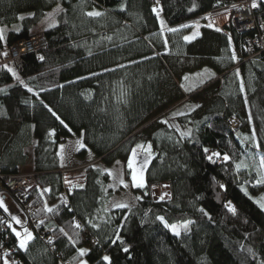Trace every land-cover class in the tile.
I'll return each instance as SVG.
<instances>
[{
	"label": "trees",
	"instance_id": "1",
	"mask_svg": "<svg viewBox=\"0 0 264 264\" xmlns=\"http://www.w3.org/2000/svg\"><path fill=\"white\" fill-rule=\"evenodd\" d=\"M154 1L0 0V123H10L0 132V174H21L32 148L36 186L25 199L40 231L10 264H108L104 256L111 264H264V209L253 198L264 192L257 184L264 173V53L243 62L248 35L233 33L232 43L209 26L196 41L184 39L199 16L238 0H160L162 19ZM258 4L264 16V0ZM94 11L103 15H87ZM37 34L46 36V49L22 57L21 71L5 64L17 79L2 54ZM203 69V82L184 80ZM183 86L191 90L182 93ZM232 116L242 122L239 134L231 133ZM78 135V156L95 163L85 168L84 185L67 189L60 140ZM137 145L153 153L146 184L130 188L135 205L115 208L110 169L120 162L129 183ZM213 153L220 156L209 160ZM162 185L166 194L157 200ZM158 217L192 223L177 236ZM45 230L51 244L39 236ZM4 239L0 218V254Z\"/></svg>",
	"mask_w": 264,
	"mask_h": 264
},
{
	"label": "built area",
	"instance_id": "2",
	"mask_svg": "<svg viewBox=\"0 0 264 264\" xmlns=\"http://www.w3.org/2000/svg\"><path fill=\"white\" fill-rule=\"evenodd\" d=\"M256 3V7H253V3ZM258 0H238L234 4H228L225 7H219L217 9L206 12L205 14L199 16L200 20L204 24H212L214 29H219L224 35L230 37L232 42H234L233 33L248 35L245 37L241 43L243 62L251 61V59H257L264 53V16L258 14ZM157 9L159 16L156 12L154 14L161 18L164 13L162 4L160 0H155L152 4V9ZM48 40L45 35H36L35 37L27 38L26 40H21L11 46L10 49H6L2 54V63H15L17 68L23 70V58L27 54H38L42 50L47 48ZM7 53V55H4ZM38 60L41 56L38 55ZM222 76L217 80L220 81ZM231 133L239 134L242 128V122L236 117L232 116L228 120ZM65 164L60 171L63 175V180L65 188L68 184L66 183L67 170L64 168ZM82 168V167H80ZM83 169V168H82ZM31 174H12L4 175L0 174V199H2L3 204L7 206L9 203H13L14 207L18 211L20 224H17L13 217L15 215L11 214L7 208L5 211L4 207H0V218L4 223L5 230V244L3 252L0 254V262L2 264L7 263L9 259H15L18 261V252L21 251L19 247V239L17 238L15 232L19 231L23 233L24 229L27 228L33 236L40 231L36 228V222L34 220V211L29 203L26 202L25 194L36 186V175L32 172ZM64 197L66 192L63 193ZM51 230H45L42 234H39L41 239H44L48 244L53 242V238L50 236ZM34 240V239H33ZM32 241V240H31ZM30 241V242H31ZM29 242V243H30ZM28 243V244H29Z\"/></svg>",
	"mask_w": 264,
	"mask_h": 264
},
{
	"label": "rangeland",
	"instance_id": "3",
	"mask_svg": "<svg viewBox=\"0 0 264 264\" xmlns=\"http://www.w3.org/2000/svg\"><path fill=\"white\" fill-rule=\"evenodd\" d=\"M190 28H191V32L188 36H193L194 33H196L197 35L195 36L194 39L192 40H187L188 42H194L197 40L198 37L201 36L203 30L205 28H207V25H205L200 19L196 20V22H192L189 24ZM37 35H41V34H37ZM187 36V37H188ZM233 54L235 57L238 56V53L236 52L235 48H233ZM11 69H13L11 67ZM13 71L16 73L15 77L18 76L17 71H15L13 69ZM208 75V72L206 69L200 70V72H198V74H195L194 76L190 77L189 79L192 81V84L195 83H199V82H203V80L206 78V76ZM176 84L180 85V81L179 79H175ZM189 86V85H188ZM188 86H183V89L181 90L182 93H184V91H186V87ZM10 123H0V132L7 130L9 127ZM3 136L2 133H0V138ZM59 146V157H60V161L62 163V167H63V163L65 164L64 168H66L67 170H69L66 176V183L68 184H75V185H82V181L85 180V176H86V172L85 169L83 168V166L85 165H89L91 164L93 161L91 156H87L85 159H81L78 156V153L80 152V150L82 148L79 147V143L78 142H82V137L81 136H74L72 139H65L62 138ZM1 143V142H0ZM1 146V144H0ZM61 146H63L64 150L63 153L61 152ZM144 148H138L137 153V157H136V165L135 167L137 169L143 168L144 171V176H145V171L147 169V166L149 164V162L153 159V153H152V149H151V157H148V153L146 152L147 146L143 145ZM79 149V150H78ZM27 154H29L30 160L27 163V166L22 167L21 168V174H31L32 175V158H33V153H32V148L27 149ZM132 159V157H131ZM148 160L147 164L145 165V160ZM82 167V168H80ZM133 170V169H131ZM111 175H112V189L113 192H115V195L112 199V206L115 208H119L116 207L117 204H126L128 205V208H130V206L135 205L138 200V197L136 195H134L132 192H130V188L134 187V188H140L137 187L132 179V174H131V178L129 183L127 181H125L124 179V171H123V166L120 162L117 163L116 166H113L111 169ZM12 174H10L9 176H11ZM84 178L80 179V178ZM121 180H123V183H121ZM145 180H144V186H145ZM127 185V186H125ZM143 186V187H144ZM35 187V186H34ZM166 185L165 186H161L158 189H155L154 191V196L155 199L157 200H161V197L164 196V194H166ZM262 197H264V192L263 194H261ZM261 197V198H262ZM255 201L260 200L257 197H253ZM8 208V210L10 211L11 214L15 215L16 217L18 216V211L17 209L14 207L13 203H9L6 206ZM176 225H181V224H176ZM181 231H184L183 229H181ZM36 235V234H35ZM35 238V236H34ZM11 260H13L12 258L8 260L7 263L4 264H10ZM13 261H16L15 259ZM0 264H2L0 262Z\"/></svg>",
	"mask_w": 264,
	"mask_h": 264
},
{
	"label": "snow or ice",
	"instance_id": "4",
	"mask_svg": "<svg viewBox=\"0 0 264 264\" xmlns=\"http://www.w3.org/2000/svg\"><path fill=\"white\" fill-rule=\"evenodd\" d=\"M256 3L254 2L253 3V7H256ZM154 12H156L157 16H159V12L157 11V9H153ZM87 15L89 16H95V17H99L101 15H103V13L99 12V11H94V12H89L87 13ZM20 19H24V17H20ZM164 22L161 20V25L163 26ZM54 26V25H53ZM209 27H212V24H209L208 25ZM169 31H177V29H168ZM219 31V29H217ZM197 34L194 33L193 36H188V37H184L185 40H192L195 38ZM4 40V29L3 28H0V41ZM4 55H7V53H4ZM233 59H235V56L232 57ZM40 59H43V57H40ZM5 68H7V70L9 72H12L13 75H16V73L13 71V69L11 68H8L7 65L4 66ZM17 79H19V77H17ZM189 78L187 76L184 77V80L187 81ZM31 91V89H29ZM186 90H191L190 88L186 89ZM53 115H55V113H53ZM57 119H59V117H57ZM61 124H63L64 122L61 120L60 121ZM65 127H67V125H65ZM50 135H55V131L53 130ZM79 143V147L80 148H83L84 145L82 142H78ZM137 148H144L143 145H137ZM63 146H61V152L63 153ZM79 150V149H78ZM205 152H207L208 150L205 149L204 150ZM146 152L148 153V157L150 158L151 157V145H148L147 146V149H146ZM212 156H216V157H219L220 156V153H213L211 156L208 157L209 160H212ZM136 157H137V153L135 150L132 151V159L129 161L128 163V167L133 169L132 171V179L135 183V185L137 187H143L144 186V171H143V168H140V169H137L135 167L136 165ZM225 160H228L229 157L227 155H225L223 157ZM148 160L146 159L145 160V165L147 164ZM261 165L264 166V157L261 158ZM241 165H237L236 167L239 168ZM111 174V173H110ZM121 183H123V180H121ZM264 183V173H261V177L260 179L257 180V184H262ZM127 186V185H125ZM223 187V186H222ZM246 192V190H245ZM247 194V193H246ZM161 199H163V197H161ZM66 202V201H65ZM256 203L259 205V207L261 209H264V197H262L260 200H257ZM0 207H4L5 211H7V208L6 206L3 204V201L2 199H0ZM116 207H120V208H126L128 207V205L126 204H117ZM46 211L47 212H52L53 209L52 208H46ZM229 211H231L233 214H236V209L234 206H231L230 203H229ZM159 220H161L162 222H164L165 226L170 228L171 231L179 236L181 235V229H183L184 231H188L189 230V224H191L192 222L191 221H188V222H185L181 225H176V224H168L166 221H164V218L163 217H158ZM13 220L16 221L17 224H20L21 221L19 220V218L17 217H13ZM42 223V221H41ZM75 227L76 228H80L81 225L79 223H76L75 224ZM93 227H96V225H93ZM13 231L15 232L17 238L19 239V247L21 249H24L25 251H27V245L28 243L34 239V236L32 235V233L27 229L25 228L23 233L19 232V231H16L15 229H13ZM61 232H63V229H61ZM65 236H67L68 234L65 232L64 233ZM69 240H72L71 237H68ZM117 239H119V237H117ZM72 243L75 244L76 241L72 240ZM124 251H128L127 248L124 249ZM251 251V250H250ZM88 250L87 249H79V257H84L86 254H87ZM103 260L108 262V264H111V260L108 256H104L103 257ZM80 264H87V261L85 260H81L80 261Z\"/></svg>",
	"mask_w": 264,
	"mask_h": 264
},
{
	"label": "crops",
	"instance_id": "5",
	"mask_svg": "<svg viewBox=\"0 0 264 264\" xmlns=\"http://www.w3.org/2000/svg\"><path fill=\"white\" fill-rule=\"evenodd\" d=\"M135 151L137 152V151H138V149H136ZM80 179H83V180H84V178H83V177H82V178H80ZM82 183L84 184V181H82ZM87 264H88V263H87Z\"/></svg>",
	"mask_w": 264,
	"mask_h": 264
},
{
	"label": "water",
	"instance_id": "6",
	"mask_svg": "<svg viewBox=\"0 0 264 264\" xmlns=\"http://www.w3.org/2000/svg\"><path fill=\"white\" fill-rule=\"evenodd\" d=\"M150 162H151V161H150ZM150 162H149V164H150ZM149 164H148V166H149ZM148 166H147V167H148ZM146 170H147V169H146Z\"/></svg>",
	"mask_w": 264,
	"mask_h": 264
},
{
	"label": "bare ground",
	"instance_id": "7",
	"mask_svg": "<svg viewBox=\"0 0 264 264\" xmlns=\"http://www.w3.org/2000/svg\"><path fill=\"white\" fill-rule=\"evenodd\" d=\"M19 70V69H18ZM21 71V70H20Z\"/></svg>",
	"mask_w": 264,
	"mask_h": 264
}]
</instances>
